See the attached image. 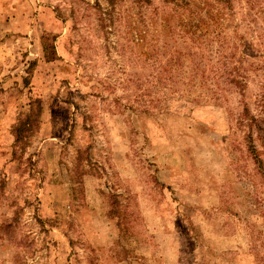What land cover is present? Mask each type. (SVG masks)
<instances>
[{"label": "rangeland", "instance_id": "obj_1", "mask_svg": "<svg viewBox=\"0 0 264 264\" xmlns=\"http://www.w3.org/2000/svg\"><path fill=\"white\" fill-rule=\"evenodd\" d=\"M161 1L0 0V264H264L261 80L140 57Z\"/></svg>", "mask_w": 264, "mask_h": 264}, {"label": "trees", "instance_id": "obj_2", "mask_svg": "<svg viewBox=\"0 0 264 264\" xmlns=\"http://www.w3.org/2000/svg\"><path fill=\"white\" fill-rule=\"evenodd\" d=\"M105 1L114 5L117 0ZM152 1L134 0V3L144 11L152 6ZM161 3L172 7L162 12L156 6L152 8L151 25L140 21L142 29L137 40L140 57L148 58L141 50L147 46L151 57L155 54L159 58L161 49L168 43L159 44L168 38L176 44L175 51L167 58L171 65L159 66L168 74L180 62L184 67L187 64L193 71V78H198L199 85L204 88L218 86L220 79L238 87L250 73L254 74L261 80V92L257 97L258 108L264 116V0H215L213 3L210 0H162ZM236 5H240L239 11ZM140 19L145 20L143 12ZM151 29L156 32V39H148ZM194 84L191 80L187 86L191 88ZM35 110L32 108V113L14 128L16 143H23L34 125H38L42 110L34 114ZM35 117L37 120L33 121ZM257 122L254 120L253 124L262 125L259 126L261 132L264 120Z\"/></svg>", "mask_w": 264, "mask_h": 264}]
</instances>
